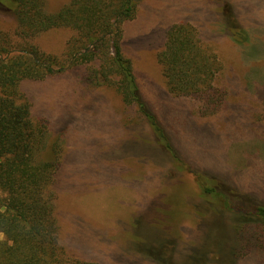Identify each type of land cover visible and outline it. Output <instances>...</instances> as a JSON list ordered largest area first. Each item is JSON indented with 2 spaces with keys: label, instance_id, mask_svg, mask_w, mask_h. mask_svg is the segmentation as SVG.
I'll list each match as a JSON object with an SVG mask.
<instances>
[{
  "label": "rangeland",
  "instance_id": "obj_1",
  "mask_svg": "<svg viewBox=\"0 0 264 264\" xmlns=\"http://www.w3.org/2000/svg\"><path fill=\"white\" fill-rule=\"evenodd\" d=\"M69 2L44 0V6L53 13ZM224 3H229L230 15L236 14L246 28L264 31V0H142L135 17L123 24L124 53L144 99L180 153L182 171H176L172 160L150 142L147 124L135 107L125 106L112 87L93 88L83 82V66L42 80L22 81L32 119L45 120L49 139L64 146L54 210L59 236L67 237L84 257L102 264H131L130 250L138 246L142 255L144 246H157L166 239L177 245L163 249L161 260L143 254L148 259L142 255L143 262L135 264H183L189 261L185 252H198L204 245L216 249L219 241L229 250L234 244L228 231L229 213L216 207L199 212L196 207L195 167L209 178L217 175L264 198V98H259L264 84L254 89V83L264 82V60L239 65V60L244 63L240 51L224 38L219 22ZM186 19L207 46L216 47L224 66L233 64L242 81L247 80V91L233 82L236 89L224 91L235 103L248 95L256 105L251 121L245 104L225 116L205 114L197 101L167 91L157 54L168 28ZM16 28L13 15L0 12V30L8 32L11 40L6 47L9 52L17 51L22 40ZM71 35L69 28L57 27L25 41L62 58ZM223 78L222 73L217 83L224 86ZM219 264H227V259ZM236 264H264V251L249 249Z\"/></svg>",
  "mask_w": 264,
  "mask_h": 264
},
{
  "label": "trees",
  "instance_id": "obj_2",
  "mask_svg": "<svg viewBox=\"0 0 264 264\" xmlns=\"http://www.w3.org/2000/svg\"><path fill=\"white\" fill-rule=\"evenodd\" d=\"M141 1L70 0L50 13L44 0H0V12L13 15L15 33L22 39L17 51L9 52L6 47L10 45V36L0 30V264H102L84 257L66 236L63 239L59 236L54 200L64 146L49 139L45 120L32 119L31 103L21 87L23 80H42L83 66L86 80L83 82L93 88L112 87L125 106L135 107L147 124L150 142L172 160L176 171L183 170L180 153L144 99L131 60L123 49V24L135 17ZM230 12L229 3L221 4L217 21L223 24L224 38L240 51L239 58L244 63L241 65L239 60V65L264 60V31L246 28ZM191 23L186 19L172 24L157 54L167 91L197 101L200 112L205 114L225 116L245 104L250 112L246 117L251 121L256 105L248 95L235 103L224 91L236 89L235 84H243L247 91V80L242 81L233 64L229 66L232 71L224 66V57L220 58L215 46L209 47L202 41ZM57 27L72 31L62 58L41 52L25 41ZM222 73L224 86L217 83ZM260 84L264 82L254 83L255 91ZM259 98L262 100L264 95ZM262 103L264 107V100ZM192 173L197 180L198 211L216 207L228 212L232 224L228 231L234 244L229 250L221 247L219 241L216 249H205L204 245L198 252L187 251L189 261L183 264H219L226 259L227 264H236L237 258L249 249L264 251V198L217 175L209 178L198 167ZM134 243L138 245V241ZM147 245L144 246L147 254L142 253L156 261L162 259L159 258L163 249L177 244L166 239L157 246ZM130 253L131 264L143 262L138 246Z\"/></svg>",
  "mask_w": 264,
  "mask_h": 264
}]
</instances>
